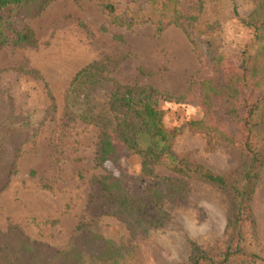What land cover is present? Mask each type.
Segmentation results:
<instances>
[{"label":"rangeland","instance_id":"1","mask_svg":"<svg viewBox=\"0 0 264 264\" xmlns=\"http://www.w3.org/2000/svg\"><path fill=\"white\" fill-rule=\"evenodd\" d=\"M254 8L252 0H178L191 28L169 23L160 31V10L145 0H51L32 18L21 6L0 10L6 32L26 24L36 37L34 46L0 47V264H179L191 241L225 244L226 191L163 164L143 172L124 148L99 161V128L73 110L85 94L102 105L117 82L165 92L159 105L168 129L199 120L191 80L208 75L212 61L255 52L252 29L240 21ZM93 62L103 65L96 76L103 80L68 96L74 75ZM257 64L262 69L261 55ZM210 136L186 127L172 147L231 175L240 148ZM103 177L118 179L137 206L120 205L98 182ZM149 187L157 203L145 199ZM250 208L264 247V157Z\"/></svg>","mask_w":264,"mask_h":264},{"label":"trees","instance_id":"2","mask_svg":"<svg viewBox=\"0 0 264 264\" xmlns=\"http://www.w3.org/2000/svg\"><path fill=\"white\" fill-rule=\"evenodd\" d=\"M50 1L0 0V10L21 6L25 9V16L32 18L39 15ZM145 1L160 10L158 31L169 23L191 28L190 17L177 9L178 0ZM252 1L254 10L240 21L252 29L256 50L253 54H232L223 62L212 61L208 75L192 78L191 86L197 92V101L203 112L199 120L168 129L163 124L164 111L159 105L160 100L169 98L165 92L149 85L117 82L112 83L109 96L102 105L91 106L85 94L77 103V109L73 110L80 120L99 128V161L110 159L119 148H124L139 156L143 172L149 173L154 166L163 164L174 174L211 184L228 193L230 209L225 225L228 235L225 244L220 248H202L191 241L187 261L179 264H264V247L256 237L250 208L264 157V65L259 69L257 64L260 55L264 60V0ZM102 8L108 13L114 11V6L108 2H102ZM35 44L31 27L25 24L6 32L0 14V47ZM102 72L103 65L99 62L81 68L71 80L68 96L103 80L102 76L96 77ZM186 127L212 135L210 138L217 142L236 144L242 158L239 169L223 176L187 154H177L172 143ZM98 182L104 189L115 191L120 205L130 209L137 206L136 200L120 188L118 179L107 182L103 177ZM147 197V202L157 203L159 192L149 187L145 199Z\"/></svg>","mask_w":264,"mask_h":264}]
</instances>
